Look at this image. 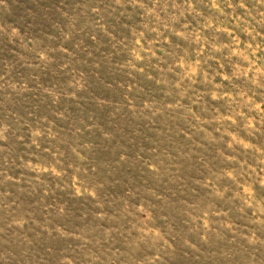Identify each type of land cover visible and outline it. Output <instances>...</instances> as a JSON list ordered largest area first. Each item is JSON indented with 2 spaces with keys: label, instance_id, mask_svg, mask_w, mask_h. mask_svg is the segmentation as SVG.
<instances>
[{
  "label": "rangeland",
  "instance_id": "374dc122",
  "mask_svg": "<svg viewBox=\"0 0 264 264\" xmlns=\"http://www.w3.org/2000/svg\"><path fill=\"white\" fill-rule=\"evenodd\" d=\"M0 264H264V0H0Z\"/></svg>",
  "mask_w": 264,
  "mask_h": 264
}]
</instances>
